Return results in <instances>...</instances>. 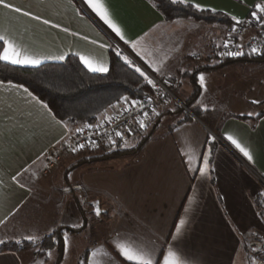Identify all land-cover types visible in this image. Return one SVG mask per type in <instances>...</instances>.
Here are the masks:
<instances>
[{
    "label": "crops",
    "instance_id": "crops-1",
    "mask_svg": "<svg viewBox=\"0 0 264 264\" xmlns=\"http://www.w3.org/2000/svg\"><path fill=\"white\" fill-rule=\"evenodd\" d=\"M10 2L70 30L65 33L0 7V31L10 29L14 41L39 55L41 64L62 62L44 58L60 54L80 61L73 54L79 53L109 68L111 47L119 52L122 48V57L156 78L183 105L188 103L184 106L189 111L180 107L179 112L168 95L161 101L154 96L155 108L147 119L156 127L135 154L102 166L63 168L65 160L74 159L69 155L53 171L41 173L45 152L79 126L53 119L23 89L5 83L0 87V240L29 241L25 237L32 236L38 241L58 231L62 237L64 232L80 235L90 230L98 243L87 251L86 264H130L114 247L117 239L125 245L137 240L154 247L157 264H163L170 247L179 249L183 264H236L245 241L264 236V223L254 206L264 188V112L249 115L228 110L242 112L246 104H254L255 91L263 87L261 72L251 68L253 63L219 66L225 58L218 49L226 42L219 35L221 27L187 19L167 22L147 0H102L123 40L84 0ZM184 3L237 22L257 4L264 5V0ZM9 14L15 18L11 26ZM125 98L97 121L115 117L118 102ZM170 118L175 123L160 127ZM204 157L208 165L201 175ZM189 159L196 171L189 170ZM181 219L185 223L177 234ZM25 253H0V264H23Z\"/></svg>",
    "mask_w": 264,
    "mask_h": 264
},
{
    "label": "trees",
    "instance_id": "trees-1",
    "mask_svg": "<svg viewBox=\"0 0 264 264\" xmlns=\"http://www.w3.org/2000/svg\"><path fill=\"white\" fill-rule=\"evenodd\" d=\"M167 22L181 19L218 24L224 27H233L237 22L222 13L208 10H198L190 4L172 0H147ZM253 9V8H252ZM251 9V10H252ZM249 16V14H248ZM248 16L246 18H248ZM118 49L111 47L109 51V68L106 73H91L80 63L77 57L68 56L58 63H43L35 67L15 66L0 61V80L6 84H22L33 96L46 103L55 114V119L70 127L91 124L118 100L126 97L136 101L153 99L154 91L146 83V76L136 71L137 66L131 61L126 63L122 56H117ZM233 62L260 63L264 62V51L259 54L244 53L239 57H227L219 64ZM185 106L188 103L184 102ZM179 112L183 111L180 107ZM195 116L196 111H192ZM136 124L134 128H137ZM154 123L147 135L140 140L135 148L117 149L108 152L96 160H109L135 154L151 138L155 129ZM140 133L139 130H137ZM120 147V144L115 146ZM254 206L258 216L264 223V188L254 199ZM73 231V230H72ZM57 235V234H56ZM56 235L41 238L38 241H7L0 244V253L24 252L37 245H46L53 248L56 245ZM59 239V253H62L61 236Z\"/></svg>",
    "mask_w": 264,
    "mask_h": 264
},
{
    "label": "snow or ice",
    "instance_id": "snow-or-ice-1",
    "mask_svg": "<svg viewBox=\"0 0 264 264\" xmlns=\"http://www.w3.org/2000/svg\"><path fill=\"white\" fill-rule=\"evenodd\" d=\"M172 2L173 3H176V2L184 3L185 0H172ZM84 3L89 8H91L92 11H94L100 17V19L103 20L104 23L107 24L116 33V35L120 37L121 40L124 39V36L122 35L120 29L116 26V24L112 22L109 16L108 9L105 7L102 0H84ZM0 7H2L3 9L9 10V13H12V12L20 13L24 16L30 17L33 20L43 23L44 25H49L50 27L61 29L65 33H69L70 31L67 27L62 28L61 25L54 24L49 19H45L40 15L32 13L31 11H27V10L22 9L19 6L13 5L10 2V0H0ZM195 7L198 10H203V9H200L199 5H196ZM256 8L260 12L264 13V5L257 4ZM252 15L255 17L256 13L253 12ZM257 18L259 19V17ZM7 19H8L9 25L11 26L12 21L15 18L9 14ZM237 23H239V21H237ZM71 35L76 36L78 35V33H71ZM83 39L87 40V37H83ZM92 43H96V42L93 41ZM125 43H128V41H125ZM101 47H103V45ZM133 47H135V45H133ZM252 51L256 52L257 50L252 49ZM73 54L79 56L80 61L84 64V66L90 72H94V73L108 72V68L104 66L102 62H95L93 60H90L87 56L81 55L79 53H73ZM116 54L117 56L121 55L119 51H117ZM242 54L243 53L239 51L227 53V55H231V56H239ZM66 55L67 54H60L55 57L47 56L44 58L45 59H57V60L63 61ZM122 58L125 60L126 63L131 64V61H129L127 57H122ZM0 61L12 64V65H21V66L27 65V66H33V67L40 65L42 62L41 57L39 55L35 54L31 49L25 46H22L14 41V39L11 36L10 29H4L0 31ZM136 71L139 72L141 76L145 75L141 71V69L138 67L136 68ZM145 78L147 79V77ZM200 82L201 84L204 83V77L202 75L200 76ZM148 83L153 84V86H155L154 82L150 79L148 80ZM0 87H5V82L2 80H0ZM7 87L12 88V89H17V88L23 89L24 93H26L29 97L35 100L38 104H40L42 108H44L45 110H48L49 114L53 116V119H55V114L51 113V110L49 109L48 105L44 103L43 101L39 100L37 97L33 96L32 93L28 90V88L24 87L22 84H13L11 81L7 82ZM256 102L257 101H254V103ZM155 114L159 115L158 113H155ZM249 115H252V113H250ZM144 116L145 118H147V113H144ZM139 123H140L141 128L146 127L143 120H140ZM77 131H81V129H77ZM116 135L121 136L122 134L120 132H117ZM227 139L231 141V143L235 145V147L238 148L240 152H242L243 155L247 157L249 161H253V156L244 147H242L241 144L236 139H234L232 136H228ZM113 143H115V141H113ZM93 146H96L95 142H93ZM79 147L83 148L84 145L81 144ZM73 151H76V149H73ZM0 158H2V153H0ZM188 163H189L190 171L197 170L191 167V163H192L191 159H189ZM207 165H208V159L207 157H204L203 167L199 169V171L201 172V175H204ZM17 175H19V173H17ZM12 179L16 180V176H13ZM21 187H23V185H21ZM96 214L97 215L100 214L98 204L96 206ZM184 223L185 221L181 219L179 222V225L177 226V234H179L180 232V226L184 225ZM25 239L29 241H33L35 237L28 236V237H25ZM173 239L175 240L176 237L174 236ZM0 243H4V241L0 240ZM68 243L69 241L66 235L65 245L67 246ZM114 247L126 261L130 262V264H157V262L154 260L155 252H156L155 248L150 247L149 245L142 243L140 241L129 240L128 244L125 245L124 243H121L119 239H117L114 242ZM49 255H51V253H49ZM93 255H95V253H93ZM181 256L182 254L179 253V249L174 250L173 248L170 247L167 253L163 257V264H183V260L181 259Z\"/></svg>",
    "mask_w": 264,
    "mask_h": 264
},
{
    "label": "built area",
    "instance_id": "built-area-1",
    "mask_svg": "<svg viewBox=\"0 0 264 264\" xmlns=\"http://www.w3.org/2000/svg\"><path fill=\"white\" fill-rule=\"evenodd\" d=\"M253 12L256 13L255 17L252 15ZM226 30L227 36L224 48L220 51L218 49V53L222 58L239 57L244 53L259 54L264 51V13L260 12L256 7L249 12L248 18L239 21L233 27L226 28ZM252 49H256L257 51L253 52ZM237 51L243 54L239 56L227 55L229 52ZM120 54L125 55V51L122 48H120ZM146 77V83L154 91L156 100L161 101L164 95H168L173 98L179 107L184 109L183 104L156 78L150 74H147ZM149 79L154 82L155 86L148 83ZM118 103L119 112L115 117L81 125L77 128L81 129V131H77L76 129L74 133L68 135L55 148L48 149L43 157L41 173L50 172L63 156L74 155L82 151L96 150L100 145L120 137L116 135L117 132L124 135L127 131L133 129L140 120L145 119L144 113H147L148 117L155 108V103L151 99L136 101L127 99ZM93 142H95L96 146H93ZM81 144L84 145L83 148L79 147ZM73 149H76V151H73ZM253 175L259 180L255 174Z\"/></svg>",
    "mask_w": 264,
    "mask_h": 264
},
{
    "label": "rangeland",
    "instance_id": "rangeland-1",
    "mask_svg": "<svg viewBox=\"0 0 264 264\" xmlns=\"http://www.w3.org/2000/svg\"><path fill=\"white\" fill-rule=\"evenodd\" d=\"M221 27L219 35L224 40L226 38V29L223 25H218ZM216 26V27H217ZM229 28V26L227 27ZM253 70L260 71L261 72V80L264 79V62L260 63H253L251 65ZM145 74V73H144ZM146 76V75H145ZM257 80V79H256ZM255 80V81H256ZM263 87H261L259 90L257 89L255 91V99L256 101H259L258 103L254 104H246L245 107L240 110L242 112H239V110H228V111H234V114H256L259 112H264V96L262 97V90L264 89V82H262ZM174 96V94H173ZM253 98V96H251ZM183 104V103H182ZM184 106V105H183ZM196 111V110H193ZM229 113V112H228ZM203 117V115H201ZM146 127L141 128L140 124L137 126V128H133L129 131H127L124 135L121 136V138L114 139L115 143H111L108 146H105L101 150L98 151H84L85 153L82 154V152H78L77 154L71 155L74 156V159H67L64 161V167L63 168H75L81 165H85L82 168H85L87 165H96V166H102L101 164H106L109 160H96L99 158V156H102L108 152L117 150V149H125L129 150L132 148H135L140 140H142L147 133L151 130L153 127V121L143 120ZM175 119H165L161 122L160 127H164L167 125H170L174 122ZM140 133H138V131ZM120 144L119 148H116V145ZM55 148V147H54ZM68 156V155H66ZM44 157V156H43ZM43 157L41 159V165H40V172H42L43 167ZM65 156H63L64 158ZM109 164V163H107ZM67 166V167H66ZM57 165L53 168L55 169ZM52 169V171H53ZM48 173V172H47ZM58 233L56 235V245L53 248H50L46 245H37L33 249L28 250L27 253L25 252H18V253H25L26 255L22 257V263L23 264H86V255L87 251L91 249L94 245H96L98 242V239L94 237L90 233V230H88L86 233L83 234H68L64 232L62 234V237L60 241H62V253H59V237ZM67 235V239L69 241L68 245H65V236ZM51 253V255H49ZM238 260L236 264H264V236H260L257 239L250 238L249 240H246L243 244L242 250L239 252Z\"/></svg>",
    "mask_w": 264,
    "mask_h": 264
},
{
    "label": "water",
    "instance_id": "water-1",
    "mask_svg": "<svg viewBox=\"0 0 264 264\" xmlns=\"http://www.w3.org/2000/svg\"><path fill=\"white\" fill-rule=\"evenodd\" d=\"M184 110L187 111V112L189 111L185 106H184Z\"/></svg>",
    "mask_w": 264,
    "mask_h": 264
}]
</instances>
